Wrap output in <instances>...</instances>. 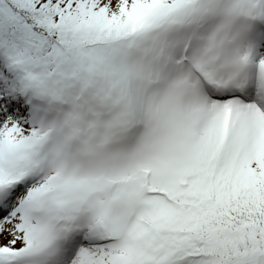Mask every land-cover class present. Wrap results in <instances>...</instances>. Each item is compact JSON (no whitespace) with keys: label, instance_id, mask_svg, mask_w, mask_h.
<instances>
[{"label":"snow or ice","instance_id":"snow-or-ice-1","mask_svg":"<svg viewBox=\"0 0 264 264\" xmlns=\"http://www.w3.org/2000/svg\"><path fill=\"white\" fill-rule=\"evenodd\" d=\"M0 264H264V0H0Z\"/></svg>","mask_w":264,"mask_h":264}]
</instances>
